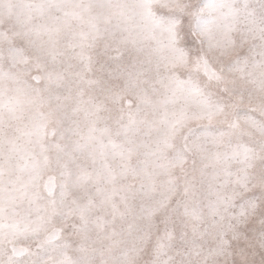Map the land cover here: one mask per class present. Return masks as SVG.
I'll return each mask as SVG.
<instances>
[{
    "label": "snow or ice",
    "instance_id": "6c2138e0",
    "mask_svg": "<svg viewBox=\"0 0 264 264\" xmlns=\"http://www.w3.org/2000/svg\"><path fill=\"white\" fill-rule=\"evenodd\" d=\"M0 264H264V0H0Z\"/></svg>",
    "mask_w": 264,
    "mask_h": 264
}]
</instances>
